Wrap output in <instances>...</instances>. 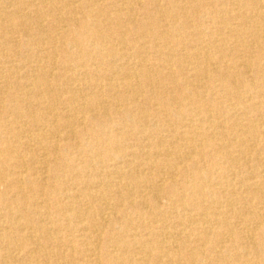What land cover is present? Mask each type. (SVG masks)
Returning a JSON list of instances; mask_svg holds the SVG:
<instances>
[{"label":"bare ground","instance_id":"1","mask_svg":"<svg viewBox=\"0 0 264 264\" xmlns=\"http://www.w3.org/2000/svg\"><path fill=\"white\" fill-rule=\"evenodd\" d=\"M0 264H264V0H0Z\"/></svg>","mask_w":264,"mask_h":264},{"label":"rangeland","instance_id":"2","mask_svg":"<svg viewBox=\"0 0 264 264\" xmlns=\"http://www.w3.org/2000/svg\"><path fill=\"white\" fill-rule=\"evenodd\" d=\"M31 47H32V46H31ZM31 47H30L29 50H27V52H26V55H27V56H28V53H30V50H32ZM34 48H35V47H34ZM24 52H25V51H23L19 57H24V56H26ZM23 53H24V54H23ZM27 56H26V57H27ZM16 58H18V57H16ZM15 63H16V65L18 66V64H19L18 60H16ZM16 96H17V95H16Z\"/></svg>","mask_w":264,"mask_h":264}]
</instances>
